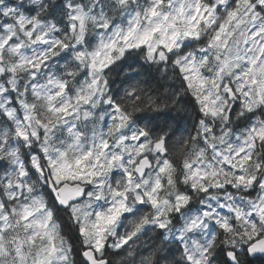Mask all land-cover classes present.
I'll return each instance as SVG.
<instances>
[{"label":"snow or ice","instance_id":"obj_1","mask_svg":"<svg viewBox=\"0 0 264 264\" xmlns=\"http://www.w3.org/2000/svg\"><path fill=\"white\" fill-rule=\"evenodd\" d=\"M0 264H264V0H0Z\"/></svg>","mask_w":264,"mask_h":264}]
</instances>
